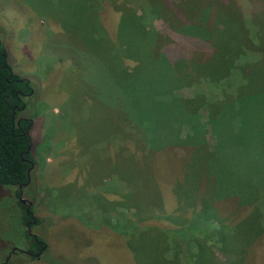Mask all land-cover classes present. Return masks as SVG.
I'll use <instances>...</instances> for the list:
<instances>
[{
  "label": "rangeland",
  "instance_id": "1",
  "mask_svg": "<svg viewBox=\"0 0 264 264\" xmlns=\"http://www.w3.org/2000/svg\"><path fill=\"white\" fill-rule=\"evenodd\" d=\"M225 2L236 10L222 31L221 55L211 56L207 67L200 70L194 62L196 69L193 68L194 79L191 78L190 88L184 87L172 93L175 97L189 100L199 95L195 97L196 101L199 100L194 104L199 111V121L203 123L208 103L221 106L222 115L209 119V130L198 131L199 126L194 122L197 132L191 140L194 143L201 141L204 133V142L200 144L210 150H195V158L190 162L191 172H186L192 174L204 169V180L188 181L184 172L183 163L196 149L194 145L171 144L153 155V162L158 166V171L154 172L162 213L165 217L182 215L191 218V223L186 226L187 233L183 234L185 229L173 233L175 236L169 240L174 253L180 251L179 240L187 245L190 232L199 226L197 237L204 222L210 224L211 229L215 219L210 218L216 216L225 218L231 225L242 224L252 211L253 206L247 201L252 197L260 210L252 214L251 221L264 223V187L263 190L258 187L264 179V168L261 169L264 165L261 161L264 159V0ZM93 3L94 0H0V43L8 53L13 71L28 80L32 87V95L23 98L25 108L19 115L33 123L30 136L35 165L29 185L22 190L20 199L25 200L24 207L29 202L32 214L41 220L40 224L30 228L31 233L27 236L25 227L21 226L22 211L17 205L19 197L12 187L0 186V264L15 249L25 250L30 243V234L41 239L47 249L34 259L15 253L7 264H135L126 238L114 232L111 229L114 225L110 223L133 216L132 212L118 209V202L124 203L129 196L126 183L114 175L120 155L117 146L123 138L122 128L125 134L129 132L127 126L131 127L135 119L144 118L150 120L146 128L150 131L149 138L154 139L152 141L156 144L169 142L175 138L171 135L173 122L170 119L175 121L173 114L177 120L180 119L179 108L171 105V101H165L164 95H169L170 87L164 84V74L160 71L163 63H153L151 70V67L146 70V65L141 72L143 64L150 61L147 55L149 46L146 39H136L129 32V38L124 40L127 43L130 40V46L123 62L132 67L133 61L127 57L140 60L134 69L139 70V86L133 89L134 81L122 74V66L118 64L122 55H115L118 49L115 46L123 42L118 36L120 15L104 1L99 2L103 4L97 13L102 30L92 13ZM214 23L209 22V25ZM166 24L159 19H153L151 23L157 31L164 30ZM215 24L214 27L222 28L220 22ZM183 27L206 32L202 26L185 24L180 29ZM173 38L162 47L168 59L179 58V52L175 54L173 51L179 46L181 52L185 45L183 37ZM190 42L191 45L204 44L193 39ZM235 45L245 48L247 53L235 56ZM209 49L204 52L208 53ZM232 49L234 53L230 54ZM181 56L185 57L187 53L183 55L181 52ZM191 56L193 52L186 58ZM232 62H241L243 66L232 71ZM178 67L183 65L180 63ZM183 79L188 81L186 77ZM131 103L135 105L131 106ZM180 134L183 135L182 130ZM129 142L122 144L128 151H135V144ZM126 158L117 168L127 165ZM202 160L205 163L203 169L197 162ZM150 162L149 159L148 167ZM244 166L252 177L249 184L256 182L251 192L244 191L247 200L232 195L237 187H241L243 193L246 181ZM236 171L242 173L241 184L231 177L238 175ZM183 177L185 182L180 189L183 188L186 197L194 202V206L186 211L181 208L186 202H179L177 198L180 197H176L172 189L175 181L183 180ZM210 177L214 185L210 183ZM258 190H261L260 200ZM236 191L239 193L240 189ZM202 205H209L215 211L201 216L198 213ZM141 217L147 215L142 214ZM138 223L161 230L172 226L163 216L161 219L142 218ZM146 231L152 237L142 245L152 250L154 245L150 243L158 238L157 247L160 248L162 238L154 236L156 233L153 231ZM263 231L264 228L260 234ZM183 255L188 258L187 253ZM245 255L246 262L248 259L251 261L249 264H264V233L246 248ZM155 258L149 255L144 263L158 264ZM222 261L220 259L218 263Z\"/></svg>",
  "mask_w": 264,
  "mask_h": 264
},
{
  "label": "trees",
  "instance_id": "2",
  "mask_svg": "<svg viewBox=\"0 0 264 264\" xmlns=\"http://www.w3.org/2000/svg\"><path fill=\"white\" fill-rule=\"evenodd\" d=\"M101 1H104V3L108 4L120 15L117 27L120 42L121 40H123V42L118 46H115V48H118L115 51V55H122L120 57L121 61L119 60L120 62L118 63L122 66V74L130 76L129 78L134 81V86H132L133 89L139 86L137 84L138 79H140L138 75L139 70L137 69L134 71V69L139 64L140 60L135 59V57H127L133 61L134 66L132 67L127 66L123 62L125 61L127 56L125 54L130 46V40L128 43L126 40L129 38V32H132L136 39H139L140 37L144 38V40L146 39L145 42L147 41V46H149L147 55L150 57V61L148 64H143V67L140 68L141 72L144 70L146 65V70L149 67H151V70L154 68V64H157L158 62L159 64L163 63L162 69L159 67L158 69H160L161 73L164 74V84L170 87L169 95H164L165 101H171V105L174 104L176 107H178V114L180 115L179 120H177V117H175L174 114L172 117L175 118V121L170 119L171 122H173L171 135L173 134L175 138L173 137V140L166 143L164 142L162 144H156V142L152 141L154 139L149 138L150 131L146 128V125L150 120L146 121L144 118L135 119V121L131 123V127L127 126L129 132L127 131L125 134H123L124 131L122 128L123 138L121 143L118 144L119 146H117V153L120 155L118 156L119 158L115 164L114 175H116V179L126 183L127 187L129 188V196L126 197L124 203L118 202V209L132 212L131 214L133 216L130 219H125L124 217L121 221L117 220L119 224L116 220L110 222L114 225V227L111 229L126 238L127 247L133 253L135 264H145L144 261H147L149 255L150 257H156L155 259L158 260V264H249L251 262L250 259H248L246 262L245 258L246 248H248L252 242H254L264 233L263 231V233L260 234L261 229L264 228L263 221H251L252 214L257 210H260L259 206L255 205V203L252 201L253 197L250 200H247V194L244 193L246 190L251 192L252 187H254L253 185H256L254 184L255 180L252 185L249 184L252 182L251 175L247 173L249 170L244 166L243 174L246 181L243 193L241 187H237L232 193V195L238 196L240 199L243 198V200H247L253 206L252 211L247 219H245L242 224L231 225L227 223L228 221L225 220V218L219 217V219L216 216L213 219L210 218V220L215 219V224L212 225L211 229L210 224L207 225L206 222H204L197 237L195 234L197 230H200L199 226L195 231L190 232V236L187 238V245H185L183 240H179L180 251L174 253V249L169 247V240L175 236L173 233L176 234L177 232H182L184 229L185 230L183 234L187 233L188 228L186 226L191 223V218L187 219L182 217V215H168V217H165V215L162 213V205L160 201L161 195L159 193L160 190L157 182H155L156 173L154 172L158 171V166L155 165V161L153 162V155L156 153V151L161 150L168 145L175 144L179 146L185 143L188 145H194L193 147L196 146V149H194L192 155L187 160L185 159V162L183 163L184 172H186V170L191 172L190 162L193 158H195L193 154L199 149H205L206 151L210 150L208 147L204 146V144H200L202 141L204 142V133L200 139L201 141L196 143L191 140V137L193 135L195 136L197 132L194 128L195 123L198 124L196 126H199L198 131L201 129V131L205 132L207 128L209 130V119H217L220 115H222L220 111L221 106L218 105L219 103L212 106L210 103H208L207 108L205 109L206 119L203 123L199 121V117L197 115L199 111L195 108L194 104V102H198L199 99L196 101V98L199 95L196 94L192 99L189 100L175 97L172 95V93H177L179 89L184 87L190 88L188 85L193 83L191 82V78L194 79V65L199 70L206 68L211 56L218 57V55H221V34L222 31H224V28L226 27V24L229 21L232 13L234 14L236 9L227 6V2H225V0H180L178 2H170L167 0H94L93 5H91L93 6L92 13H94L96 23L102 30H104V28L99 21V15L97 16L98 10L103 8V4L101 5V3H99ZM201 16L204 17L201 19ZM208 17L210 20H208ZM153 19L165 21L167 24L164 30H155L151 25ZM209 22H220L222 28L218 29V26L214 27L215 23L213 25H209ZM185 24L202 26L206 32H204L203 29H196L192 27L191 29H184V27L183 29H180V26ZM175 33H181L183 36L177 35ZM184 34L189 35V37L192 38H186L188 36H184ZM176 36L183 37L185 40V45L181 49L183 55L187 53V56H189V54L193 52V56L190 58H186L187 56L182 57L179 46L173 51L175 54L179 52V58L168 59L165 56L163 52L164 50L162 48L163 45L170 42L171 39L173 40V37ZM192 39L200 41L204 44L197 43L191 45L189 42L190 40L192 41ZM153 41L155 43H153L151 47V43ZM189 47L192 48L189 49ZM235 47V53L232 49L230 54L234 53L235 56L240 57L247 53L245 48L244 50L238 45H235ZM207 48L210 49L208 53H205L204 50ZM253 50L255 51L257 49ZM194 62H196V64ZM180 63L183 65L182 68L178 67ZM242 66L243 63L241 62H232L230 67H232V71H236ZM153 72L154 70H152V73ZM184 77L188 78V81H185L183 79ZM175 83H179L180 85L182 84V87H180L179 84L176 85ZM184 84H186V86H184ZM238 88H241L239 83ZM241 92L243 93V91ZM30 95H32V87L30 82L20 77L13 71L8 61V53L0 43V186L2 185L12 187L15 190L17 197H19V188L27 187L29 185L30 173L35 165L31 155L32 142L30 136L33 123L31 120H29V118H23L19 115V113L25 108L23 98ZM125 99L127 100V97H125ZM133 105L135 104L131 103V106ZM214 106L216 107L214 108V111L211 112L210 109ZM172 113H174V110H172ZM132 124L134 125L132 126ZM181 130L183 135L180 134ZM211 135L213 136L214 133L211 132ZM128 141H130L129 143L135 144V151L130 152L123 146L122 143H128ZM210 153L211 152H209V154ZM210 156L213 158L212 155ZM125 158L128 159L127 165L120 169L117 168L125 161ZM149 159L152 161L150 162V167H148L147 164ZM261 161L262 164H264V159ZM197 162L201 163V168L203 169L205 166L203 160ZM243 165L244 164L242 163L241 168ZM262 168H264V165L261 167V169ZM203 170H197L192 174L186 172L188 181H191V179L195 181L201 179L203 181ZM145 171H148V173ZM236 173L238 174L237 176L233 175L231 177L241 184L240 176L242 173L239 171H236ZM211 178L212 177H210V179ZM261 181L263 182L258 183V187L263 190L264 179ZM184 182V177L183 180H181V178L176 180L172 189L176 197L177 195L180 197L177 198L179 202H186L181 206V208L185 209L186 211L187 209L194 206V202H190L191 199L188 198V196L186 197L182 190L183 188L180 189V186L184 184ZM210 183L213 185L215 184L213 179H211ZM237 189H240L239 193L236 191ZM260 192L261 190H258L259 200L261 199ZM240 193L241 196L239 195ZM17 205L22 211L21 226L24 227L26 223L29 222L30 217L26 212L25 207L19 201L17 202ZM31 209L32 207L29 206L28 211L31 212ZM211 210L215 211V209L209 205H202L201 212L198 214L201 216L202 214L206 215V213H210ZM142 214L145 216L147 215V217H141ZM134 216L136 219H138L135 220ZM162 216L171 222L172 226L170 228L166 227L164 230H161L156 226L143 227L138 223L139 221H142V218L161 219ZM203 218L205 219V217ZM34 219L37 225L41 223V220L36 219V217H34ZM198 223L200 224V222ZM144 228L148 229L149 232H155L156 234L154 236L162 238L160 248L157 247L159 244V239L154 238V236V243H150V245H154L152 250H147L142 245L143 241L147 242V240L151 239L152 237V235H149V233L146 234L147 231ZM259 228H261L260 231H258ZM29 240L30 252H38L41 247H43L42 252L47 249V245L41 241V239L37 238L38 242H42V244L34 242L31 238H29ZM189 242H191L190 245ZM184 252L187 253L188 258H184ZM155 253H158V255H155ZM220 259L223 261L218 263V260L220 261ZM150 263L151 261H148L146 264Z\"/></svg>",
  "mask_w": 264,
  "mask_h": 264
},
{
  "label": "flooded vegetation",
  "instance_id": "3",
  "mask_svg": "<svg viewBox=\"0 0 264 264\" xmlns=\"http://www.w3.org/2000/svg\"><path fill=\"white\" fill-rule=\"evenodd\" d=\"M25 187H20L19 188V198H18V201L20 202V196L22 195V190L24 189ZM29 203V202H28ZM28 203L26 204V206H25V210H26V207H27V205H28ZM27 212V211H26ZM28 214H29V217H30V220H29V222L28 223H26V225L24 226L25 227V229H26V231H27V235H28V233H31L30 232V228H32V226L33 225H36V221H35V219H34V215L32 214V212H27ZM29 237L31 238V239H33V241L34 242H36V243H39V244H42V242H38V240H37V238L35 237V236H33L32 234H30L29 235ZM30 244V243H29ZM29 244H27V248L24 250V249H15L14 250V252L12 253V255L11 256H9V257H7L6 258V260L2 263V264H7L9 261H10V259L12 258V256L15 254V253H21V254H24V255H26V256H28L30 259H34V258H38L39 257V253H40V255L43 253L42 252V249H43V247H41V249L38 251V252H30V247H29Z\"/></svg>",
  "mask_w": 264,
  "mask_h": 264
},
{
  "label": "water",
  "instance_id": "4",
  "mask_svg": "<svg viewBox=\"0 0 264 264\" xmlns=\"http://www.w3.org/2000/svg\"><path fill=\"white\" fill-rule=\"evenodd\" d=\"M20 203H21V204H25V200L21 199V200H20ZM29 206H30V203H28V205H27V207H26V211H27V212H28V208H29Z\"/></svg>",
  "mask_w": 264,
  "mask_h": 264
}]
</instances>
